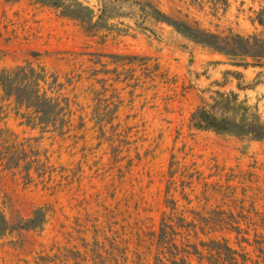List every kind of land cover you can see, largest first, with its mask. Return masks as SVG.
<instances>
[{"label": "rangeland", "instance_id": "1", "mask_svg": "<svg viewBox=\"0 0 264 264\" xmlns=\"http://www.w3.org/2000/svg\"><path fill=\"white\" fill-rule=\"evenodd\" d=\"M235 36L264 0H0V264H264V140L190 123L220 92L264 124V61L204 45Z\"/></svg>", "mask_w": 264, "mask_h": 264}, {"label": "trees", "instance_id": "2", "mask_svg": "<svg viewBox=\"0 0 264 264\" xmlns=\"http://www.w3.org/2000/svg\"><path fill=\"white\" fill-rule=\"evenodd\" d=\"M208 39L209 41L204 43L206 46L218 48L219 44L228 45V42H230L232 47L240 50L237 52L238 54H231L232 56L257 62L264 61V40L262 39L259 40L254 37L242 39L238 36L223 40L216 37H208ZM245 65L240 64L239 66ZM21 73H23L22 70L10 74L2 73L0 75V78H2L0 85L3 84L5 79L10 80L9 75L14 74L13 77H16L17 74ZM228 74L224 73V75ZM234 76H236V80L239 82L238 75L234 74ZM237 88L242 89L239 83ZM25 102L36 105V113L39 114L38 123L44 125L54 123L57 120L56 114L62 111V109H59L56 112L58 103L52 104L50 100L45 99V97L41 98L37 94L35 97H29ZM27 106L29 107V105ZM190 123L193 128L198 130H210L217 134L234 135L240 138L247 137L257 141L264 140V124L260 121L258 115L252 112L251 108L246 106L244 102L238 101L237 96L233 93L215 92L213 97H210L208 101H203L191 114ZM0 219L3 221L2 216H0ZM162 229L158 241L163 246L166 243L165 231L167 227L163 225ZM206 249L209 254V258L207 259L209 264H244V257L235 253L225 244L211 241L206 245ZM177 252L176 249L175 253L168 249L167 253L171 260L170 264H185L182 258L176 259ZM161 254L164 255L163 253ZM155 264L163 263L159 258H156Z\"/></svg>", "mask_w": 264, "mask_h": 264}]
</instances>
